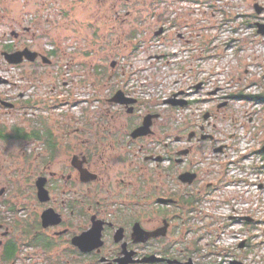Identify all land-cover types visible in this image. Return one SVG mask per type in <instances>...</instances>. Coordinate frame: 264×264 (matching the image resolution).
<instances>
[{"label":"flooded vegetation","instance_id":"1","mask_svg":"<svg viewBox=\"0 0 264 264\" xmlns=\"http://www.w3.org/2000/svg\"><path fill=\"white\" fill-rule=\"evenodd\" d=\"M117 1L113 8L131 2ZM59 62L36 58L31 93L0 99V119L24 115L0 120L9 172L0 187V264H223L206 243L211 198L230 186L213 168L228 148L208 130L218 116L182 128L174 108L151 114L138 101L113 103L117 91L105 107L59 100L70 81L45 72ZM75 77L70 97L83 94L84 75ZM57 111L54 121L43 115ZM243 254L228 264H247Z\"/></svg>","mask_w":264,"mask_h":264},{"label":"rangeland","instance_id":"2","mask_svg":"<svg viewBox=\"0 0 264 264\" xmlns=\"http://www.w3.org/2000/svg\"><path fill=\"white\" fill-rule=\"evenodd\" d=\"M211 1L215 0H131L125 5L117 3V7L113 8L117 0H0V36L14 42V49L18 51L29 48L46 57L52 51L57 52L51 58L60 62L45 72L65 75L70 81V87L65 88L59 100L65 98L72 101L74 97L84 106L96 104L105 107L110 104L105 101L106 98L118 88L126 89L132 76V64L141 56L142 49L137 55L133 53L134 49L137 44L144 45L155 38L161 26V15L170 18L181 10L183 12L178 15H184L185 11L190 10V4L186 3L205 4ZM242 2L243 7L237 9L245 13L244 27L251 35L241 38L233 50L223 45L225 42L220 29L207 35L205 30H199V26L187 23L188 20L205 16L204 12L191 19L178 17L172 25H192L191 31L197 36L195 42L198 41L200 47L207 50L208 58L222 60L220 65L230 70L227 79L233 81L228 83V87L224 83L225 92L264 94V35H257L255 26L258 22H264V0ZM256 4L262 8L260 15L256 14ZM116 12L120 14L118 21L115 20ZM218 19L209 27L219 28ZM227 35L229 37V33ZM3 47L0 45V73L10 77L9 81L0 83V99L13 100L18 93L29 92L25 85L31 81L34 68L31 61L26 59L20 64L9 63L2 53L5 51ZM114 61L118 65L113 69ZM77 74L84 75L83 94L70 97L67 92L69 89L76 91ZM94 82L95 87L100 82L97 88L93 86ZM95 89L99 91L96 98ZM42 91L38 90L39 93ZM94 99L96 101L92 102ZM219 99L204 102L206 106L200 107L204 113L201 112L200 117L194 114L195 118L185 116L180 119L177 106L158 108L145 102H139V105L144 112L151 114L168 113L170 108H174L175 117L182 128L204 122L205 110L218 116L211 120L208 130L214 131L217 142L228 145V148L225 153H218L220 162L214 161L213 168L220 173L224 170V180L232 187L218 191L211 198L214 203L208 206L206 223L213 225L208 229L206 243H209V251L214 253L215 262L228 264L229 260L242 258L244 250L239 246L248 241L244 260L247 264H264V154L260 152L264 146V104L237 99L231 100L230 106L224 108L226 105ZM58 112L61 115V111L43 115L51 120L52 117L58 119ZM22 114L1 117L0 120L8 122L12 119L22 123ZM0 145L3 152L7 146L1 142ZM22 150H25V146ZM7 162L8 158L0 155V187L6 184L5 177L9 176V172L5 171L7 168H2ZM241 216L250 219L251 223L243 222ZM224 255L228 257L224 259Z\"/></svg>","mask_w":264,"mask_h":264},{"label":"built area","instance_id":"3","mask_svg":"<svg viewBox=\"0 0 264 264\" xmlns=\"http://www.w3.org/2000/svg\"><path fill=\"white\" fill-rule=\"evenodd\" d=\"M186 4H190V10L185 11L184 15H178L183 12L181 10L176 11V15L170 18L168 15L163 16L164 33L161 37L139 46L135 55L142 49L141 56L132 64L129 84L126 89L122 88L129 98L154 104L158 108L169 107L168 101L171 99L186 101V106L176 107L180 119L185 116L200 117V113H204L200 107L206 106L203 105L204 102L209 103L210 99L214 98H220L219 101L225 102L233 94L225 92L223 87L225 82L228 87L230 86L228 83L233 81L227 79L230 70L220 65L222 60L208 58L207 50L202 49L198 41L195 42L197 36L191 31L192 25L199 26V30H205L207 35L220 29L225 42L223 45L226 48L230 47V50L236 47L241 38L251 35L244 27L245 13L237 9L243 7L242 0ZM202 12L205 16L197 17ZM178 17L197 18L187 21L192 25L187 24L183 27L172 25L176 23L174 21H177ZM217 18L219 28L209 27ZM0 45L16 46L6 38L1 39V36ZM9 77L0 73V78L5 81H9ZM198 85H201L199 90L196 89ZM205 112L208 113V110Z\"/></svg>","mask_w":264,"mask_h":264},{"label":"water","instance_id":"4","mask_svg":"<svg viewBox=\"0 0 264 264\" xmlns=\"http://www.w3.org/2000/svg\"><path fill=\"white\" fill-rule=\"evenodd\" d=\"M255 9H256V13L258 15L261 14L262 8L258 4L255 5ZM256 26L258 27V33L261 35H264V24L257 23ZM162 32H163V29H160L159 31H157L155 33V35L159 36L162 34ZM3 55L6 58V60L11 64H20L23 62L24 59L32 62L38 57H42L43 59H48V57L42 56L37 52H33L28 48L23 50V51H16L14 53L4 52ZM1 82L2 81L0 79V83ZM200 87H201V85L197 86V89H200ZM111 102L118 103V104H126V105H131V104L135 103L134 100L123 99V93L122 92H118L116 94V96L111 100ZM169 103L173 106H177V105L184 106L187 104L185 101H176V100H171V101H169ZM223 105H226V103H224ZM205 118L207 119L208 116H206ZM262 152H264V146L262 148ZM247 221L251 222V220L248 218H247ZM241 246H243V245H241Z\"/></svg>","mask_w":264,"mask_h":264},{"label":"trees","instance_id":"5","mask_svg":"<svg viewBox=\"0 0 264 264\" xmlns=\"http://www.w3.org/2000/svg\"><path fill=\"white\" fill-rule=\"evenodd\" d=\"M139 47V44H137L135 50ZM4 50L9 51V52H13L14 51V46L11 45H6L3 47ZM57 52L56 51H52L51 55H49V57H52L53 55H56ZM232 99L235 100H240L243 99L245 101H254V102H259V103H263L264 104V94H259V95H252V94H245V93H239V94H232L230 96ZM262 153V152H261Z\"/></svg>","mask_w":264,"mask_h":264}]
</instances>
